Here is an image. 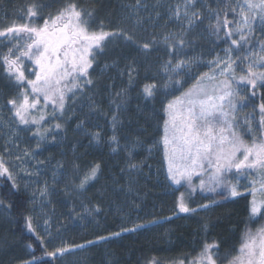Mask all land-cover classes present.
I'll use <instances>...</instances> for the list:
<instances>
[{"label":"snow or ice","instance_id":"1","mask_svg":"<svg viewBox=\"0 0 264 264\" xmlns=\"http://www.w3.org/2000/svg\"><path fill=\"white\" fill-rule=\"evenodd\" d=\"M216 2L219 5L221 0ZM160 6L161 0H156L152 8L158 9ZM45 7L50 5L34 0L27 5L26 23H14L0 29V42L6 41L8 45L7 51L0 55V66L19 89L16 96L7 100V104L14 110V116L20 125L35 126L33 136L37 138V149H40L43 142L48 141L49 136L52 142H56L53 133L64 130L66 117L74 118V114L69 115L68 102L75 105L94 86L92 70L98 63L97 57L105 53L109 41L123 39L144 53L151 52L158 43H163L168 59L160 65L158 74L167 78L163 87L166 90L165 96L170 95L171 98L162 101L164 119L158 143L163 147L167 178L173 184L186 182L192 193H195L193 177L196 176L200 178L201 191L212 192L227 199L228 195L232 198L242 195L237 184L232 183L228 177L253 172L255 175L250 184L245 186L252 196L249 201L250 220L264 217V103L259 106L258 131H254L248 116L244 118L246 133L243 129L238 131L239 121L235 115L238 106L242 107L247 100L242 94V86H249L253 95L258 89H264V0H224L222 7H212L209 0H176L167 7L169 15L163 27L167 29L168 24L174 21L178 24V29L166 30L159 38L153 34L148 40L138 39L135 26L145 21L158 20L161 13L155 11L154 17L151 14L142 16L140 9L148 10L145 0H136L132 6V31L125 28L105 30L103 21L98 28L93 29L95 7L86 9L77 0H66L54 11L43 16L41 9ZM205 19L208 24L204 31L209 36H214L217 42L226 45L207 61L202 57L189 56L187 51L195 47L197 37L191 34ZM40 20L42 23L36 22ZM133 64L134 61L127 66L129 85L134 82L133 74L136 69ZM114 66L115 64H105L101 71ZM201 66L208 70L197 74L196 70ZM188 80H193L194 83L185 89ZM159 87L154 79L143 85L142 94L146 99L154 98ZM177 92L179 95L175 94ZM126 93L127 89H122L110 100V105L115 106L109 121L112 135L108 137L113 152L120 150L117 133L122 122L118 116L126 102ZM88 99L92 105L91 110H95V101L91 96ZM45 124L49 126L44 127ZM84 127L85 121H78L76 128L79 130ZM245 134L252 136L251 141L244 139ZM88 135L90 142L99 143L103 139L99 130L89 132ZM138 146V138L124 145L129 170L139 167L131 162L132 153ZM29 155L35 158L36 153L25 151L24 156ZM46 163L48 161H37L38 165ZM63 169L64 163L57 162L52 172V184L49 185L45 180L38 189L42 208L51 203L49 197L55 193L59 183L58 176L63 174ZM22 171L28 176H34L39 170ZM100 171V163L90 164L83 172L78 163H73L71 180L61 190L68 196L72 192L82 193L98 178ZM0 178L11 181L9 194L20 191L17 182L19 177L6 165L3 157H0ZM217 189L221 191L217 192ZM36 199V192H33L29 202L34 203ZM11 206V203L5 204L0 199V208ZM209 206L205 204L201 207L206 209ZM176 208L180 213L197 211L190 207L183 193L177 200ZM84 210L92 215L99 212L100 208L85 207ZM71 211L74 212L75 208ZM164 219L170 220L171 217ZM24 223L27 231L38 242L42 255L49 258L43 264H56L65 256L83 251L99 242L120 237L122 233L135 232L145 227L143 223L135 224L132 228L122 226L119 231L110 232L106 236H97L80 244L62 241L49 249L51 234L41 235L31 215L24 216ZM47 223L46 220L45 224ZM27 248L32 250L31 258L21 261L20 264H42V258L35 255L34 244L28 243ZM219 261L218 245L215 242H205L192 260L181 259L169 264H219ZM147 264H162V261L153 257ZM227 264H264V224L255 232L250 228L246 229L237 254Z\"/></svg>","mask_w":264,"mask_h":264},{"label":"trees","instance_id":"2","mask_svg":"<svg viewBox=\"0 0 264 264\" xmlns=\"http://www.w3.org/2000/svg\"><path fill=\"white\" fill-rule=\"evenodd\" d=\"M119 1L77 0V3L86 9L95 7L93 29L98 28L103 21L105 30L125 28L132 31L133 26L129 22L123 21L118 12ZM33 2L34 0H0V20L6 17L8 22L14 20L16 25L26 23L27 5ZM39 2L50 5V7L41 9V14L46 16L49 11H54L66 0H39ZM209 3L212 7H222L224 0H221L219 5L216 0H209ZM19 12L24 14V18L17 17ZM36 22L42 23V20ZM164 23L160 26L162 31ZM147 27L142 29L146 30ZM143 30L135 29V33L138 39L148 40L144 36L150 35L151 32L148 31L144 35ZM194 36L197 37V41L201 39L198 38V34H194ZM197 41L195 47L199 44ZM7 47V43L0 42L1 55L7 51ZM165 55H167V50L160 44L156 45L151 52L144 53L123 39L110 41L105 53L98 56L97 60L99 63L115 64V66L108 70L107 75L103 76L97 85L95 97L98 98L96 101L98 110L95 116L100 119H93L95 116L90 115L88 121H96L99 124L102 117L106 116L109 119L108 117L112 116L115 110V106L110 105L111 98L122 89H127L124 97L126 102L122 105L118 116L122 122L123 131L129 133L132 139L138 138L140 145L151 144L156 138V131L153 127L160 120L158 111L160 103L158 98L146 99L142 94V88L145 83L152 82L154 79L158 80L160 63ZM133 61L136 71L133 74L134 82L129 85L127 66ZM3 69L0 66V72ZM121 74L122 77H120ZM3 89L7 91L9 88L3 86ZM249 97L252 109L260 117L259 106L264 103V89H258L255 95L251 90ZM152 114L155 120L153 125L144 119ZM65 122L67 121L65 120ZM88 141L90 142V140ZM47 143V145L42 143L45 146L43 150H46V154L40 156L38 161L64 163L63 174L58 176L59 183L56 185L55 193L50 197V218L47 221L49 229L46 232L40 229L39 220L36 217L37 205L35 202H29L32 196L31 192L37 189L35 187L34 190L27 188L25 191V187L23 188L21 183H18L20 191L9 194L11 181L0 178V199H3L5 204L11 203L12 205L11 208H7L10 217L8 225L0 223V240L8 239L12 247L7 245L5 248L8 247V251L0 254V264H20L21 261L30 259L32 250L27 248V244L30 242L34 244L35 255L42 258V264L48 261L49 258L42 255V250L39 248L38 242L35 241V237L27 231L24 223L25 215L33 217V223L41 235L51 234L52 240L48 245L51 249L62 241L80 244L85 240H92L97 236H106L110 232L119 231L121 228L120 217L132 202L130 196L125 194L126 189L129 188L127 178L131 175L125 171L128 167H126L127 159L123 155L113 156L105 145L96 147L92 143L88 144L87 138L84 139L82 135L75 133L72 127L64 126V130L58 132L56 142ZM133 156L137 163L142 162L141 153L133 154ZM0 157L4 158L1 151ZM49 163H46L44 167L42 165L40 173H37L35 180L31 182L33 185L42 186L45 180L49 185L52 184V172L48 169L50 168ZM73 163L80 165L81 172L92 163H100L101 171L98 178L88 185L86 191L79 194L72 192L68 196L61 189L71 180ZM142 181L143 178L136 182L143 187L146 186L145 189L154 192L153 195L156 191L159 193L157 200L160 207L165 206V210L174 209L179 216L170 222H164L162 225L139 231L133 235H123L120 240L106 244L104 248H107L110 261L113 264H147V261L153 257L161 260L162 264H169L171 261L178 262L181 259L192 260L200 252L205 242H215L219 248V264H227V261L237 254L246 229L250 228L255 232L261 226V223L250 220V198L249 195H245L246 192L234 200L228 194H225L228 195V198L225 199L215 193L206 195L196 190L195 193H191L189 204L197 211L187 215V213H180L176 208L177 195L184 193V189L174 197L168 198L166 193L154 185V181L151 182L149 178H147V182L146 179L144 182ZM212 201H218V203L213 204ZM205 204L210 205L209 209L202 211L203 207L201 206ZM95 206H99L100 211L94 212L92 215H88L84 210L85 207L94 208ZM73 208H75L74 212L71 211ZM163 234L166 235L163 236ZM104 248L102 247L101 250ZM101 250L94 247L89 249L94 264H103L104 250ZM56 264L58 263L56 262Z\"/></svg>","mask_w":264,"mask_h":264},{"label":"rangeland","instance_id":"3","mask_svg":"<svg viewBox=\"0 0 264 264\" xmlns=\"http://www.w3.org/2000/svg\"><path fill=\"white\" fill-rule=\"evenodd\" d=\"M145 2L148 4V10L145 11L144 9H140V14L142 16L147 17L148 15H152L153 17L155 16V11H159L161 13V16L158 20H153V21H145L141 25L135 26V29L138 30H143L142 28L145 26H148L146 30H143V34L145 35L146 33L151 32L150 35L144 36L146 38H151L153 34H155L158 38L162 36V34L166 30H177L178 29V24H176L174 21L169 23L167 26V29L161 30V25L164 23L165 19L168 17V12H167V7L169 4H173L176 2V0H161V6L158 9H153L152 5L156 3V0H145ZM136 0H120L118 3V12L121 15V18L123 21H126L127 23L129 22L133 28V21L131 19L132 17V6L135 5ZM199 7V5H198ZM24 14L22 12L17 13V17L21 18ZM165 16V17H164ZM14 24V20L11 22H8L6 17H3L0 20V29H3L8 26H12ZM208 24V20L205 19L202 24L199 25V27L193 32L191 35L198 34V38H201L197 42L199 44L194 47L191 50L188 51L189 56L193 57H202L204 61H207L211 59L217 52H219L221 49H223L226 45L220 42L216 41V38L214 36H209V34L204 31ZM207 37V38H206ZM203 39V40H202ZM110 42V41H109ZM108 42V43H109ZM3 43H7L6 41H3ZM162 46L163 43H158ZM157 44V45H158ZM223 53L221 52V55ZM0 55H1V50H0ZM98 58V57H97ZM168 56L165 55L162 58V61L160 65L163 63V61L167 60ZM104 63H98L94 65V69L92 70V78L95 81L94 86L91 88L90 91H87L75 105H72L71 101H69L70 109H69V115L74 114V118L72 119H67L65 120L67 122L64 123L65 127H72V129L75 131V133L82 135L85 138H87V143H92L96 147H102V145L107 146L110 149V153L113 156H117L118 154L123 155L126 161V167H128V157L125 154L124 151V145L127 142L132 141L131 135L129 133L123 131V126H119L118 128V136L120 138V150L117 152H113L112 148L109 146L108 143V137L112 135V127L109 121L111 120V116H109L107 119L106 116L102 117L100 120V123L98 124L96 121L95 122H89L88 117L90 115L95 116L97 110H98V105H97V97H95V94L97 93V85L100 82L101 78L103 76H106L108 73V70L101 71L104 67ZM207 67L201 66L199 69L196 70L197 74L199 72L207 71ZM160 76L157 78V82L160 85L159 90L154 98L159 99L160 103V108H159V114H160V120L157 122V124L153 127L156 131V138L151 142L149 145H140L138 146L132 153V163H136L139 165L137 169L129 170V168H126V173H129L131 177L127 178L128 186L129 188L126 189L127 196H130V199L132 202L129 203L128 207L126 210L123 212L122 216L120 217V223L121 227H127V228H132L135 224H140L143 223L145 227L137 229L135 232H127V233H122L120 237L113 238L108 241H102L97 243L96 245L92 246L94 248L102 249L106 246V244L115 242L120 240V238L123 235H133L136 234L139 231H143L145 229H149L152 227H156L159 225H162L164 222H170L176 217H178V212L174 209H164L165 206L160 207V203H158L157 197L159 196V193L156 191V195L152 192L151 190L149 191L148 189H145L141 184H138L136 182L138 179L141 180L143 178V181L147 178L152 182L154 181V185L158 186L159 189L163 193H166L170 197H174L175 194H179V192L184 189V196L186 201H190L189 198H191V189L187 185L186 182L182 181L181 184H173L171 180L167 178V165L166 162L164 161V156H163V147L160 145L158 142L160 140L161 134H162V124H163V119H164V113L162 111V101H165L166 99H170L171 96H165V89L163 87L165 80L167 79L164 77L162 74H159ZM122 77V74L121 76ZM194 83L193 80H188L187 83L185 84V89L187 87H190ZM3 86L8 87L9 89L5 91L3 89ZM244 89L242 94L247 97L246 102L244 105L238 106L237 111L235 113L239 123L237 125V130H245L246 133V125L244 123V118L245 116H248L250 118V123L254 129V131L259 130V121L260 117H258L254 110L251 107V99L249 97L251 89L249 86H242ZM19 89L16 87L15 83L11 80L8 79L4 69L2 72H0V151L1 155L4 156V160L7 166H9L12 171L18 175V183H21L20 185L23 186V188L27 185L28 189H37L36 191L34 190L33 192H36L37 199L35 201L37 205V210H36V217L38 218V224L40 229L43 232H46L49 227L47 224H45V221L49 220V215H50V209H49V204H47L46 207H41L40 202H39V192L38 189L41 186L33 185L31 182L35 180L36 175L34 176H28L25 174L22 169H29L33 172H37V169L39 170L37 173H40L42 165H38L37 161L39 160L40 156H43L46 154V150H43L45 148L44 144H41L40 149L36 148L37 144V138L33 136V132L35 131V126H24L20 125L18 119L15 118L14 116V110L11 109V106L7 104V100L16 96L18 93ZM176 95H179V93H175ZM91 96L93 100L95 101V111L91 110L92 105L88 99V97ZM149 99V98H147ZM260 113V111H259ZM38 115V113H37ZM77 115V116H76ZM100 115V114H98ZM92 116V117H93ZM102 116V115H100ZM153 114L150 116H146L144 119L146 122H149L150 124L153 125V122L155 121L153 119ZM98 116H95L93 119H98ZM100 119V118H99ZM119 119V117H118ZM84 120L85 121V127L84 129H77L76 125L78 121ZM120 120V119H119ZM49 123H54V122H49ZM48 124H45L44 127H48ZM101 131L103 139L99 142H89L90 136L88 135L89 132H95V131ZM55 136H58V132L53 133ZM244 139L246 141H251L252 136L245 134ZM52 142L51 136H49L48 141L44 142L47 145L48 143ZM151 148V151L149 149ZM25 151L28 152H33L35 151L36 155L35 158H32L31 155L25 157L24 153ZM142 154V162L139 164L135 161L133 158V154ZM21 157V159H16V157ZM23 161V162H22ZM134 161V162H133ZM49 163V161H48ZM51 170L53 172V169L57 165V163H49L48 164ZM42 167V168H41ZM255 173L250 172L248 175H237L233 174L228 177V179L232 182L237 184L238 189L241 193H245V195H249L250 200L252 199V196L249 194L248 190L246 189V185L250 184V181L252 180L253 176ZM206 178V177H205ZM199 182L200 178L194 176L193 177V184L196 187V190L199 191V193L210 195L212 192L208 191H201L199 188ZM43 186V185H42ZM35 187V188H34ZM258 187V185H257ZM190 191V192H189ZM221 191L220 189H217V192ZM31 192V194L33 193ZM181 196V194L177 195V200ZM51 197V196H50ZM49 197V199H50ZM239 197L232 198L234 200H237ZM259 199V197H257ZM160 201V200H159ZM202 211H207L208 208H202ZM175 213V214H174ZM193 213H187V215H191ZM166 217H171V219H164ZM155 221V223H148L149 221ZM10 221L9 213L7 208H0V223L4 225H8V222ZM254 222H259L264 224V217H259L253 220ZM166 234H163L165 236ZM8 245V247H12V244L8 242V239H1L0 240V254H3L8 251V247L5 248ZM92 247H87L83 251H79L76 253H73L71 255L65 256L63 259L58 260V264H94V261L92 260L90 254H89V249H92ZM105 249V248H104ZM103 249V250H104ZM101 250V251H103ZM103 264H113L112 261H110V256L108 254L107 248L103 251ZM113 258V257H112ZM115 264V263H114Z\"/></svg>","mask_w":264,"mask_h":264}]
</instances>
